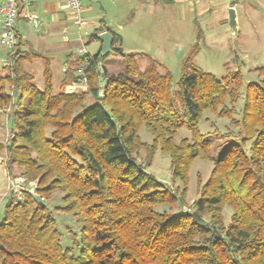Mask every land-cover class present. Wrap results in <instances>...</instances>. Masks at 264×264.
I'll use <instances>...</instances> for the list:
<instances>
[{
	"label": "trees",
	"instance_id": "obj_1",
	"mask_svg": "<svg viewBox=\"0 0 264 264\" xmlns=\"http://www.w3.org/2000/svg\"><path fill=\"white\" fill-rule=\"evenodd\" d=\"M102 30L91 33L89 41ZM107 31L113 35L111 52L122 57L125 70L108 74L102 64L108 54L101 56L99 48L89 54L86 90L67 89L77 78L76 67L68 63L54 91L48 59L21 43L6 57L0 128L10 107L7 125L13 135L6 143L0 140V153L8 174L17 167L27 180H36L45 200L27 191L22 201L8 199L0 218V264H264V66L241 92L238 71L217 79L193 63L195 44L172 89L168 70L160 72L152 58L139 68L137 53H125L121 36ZM35 58L45 62L43 88L25 69ZM80 60L76 55L73 61ZM206 110L229 118L238 129L215 154L198 129ZM142 126L152 136L149 143L140 139ZM182 127L191 135L176 141ZM158 148L168 154L179 185L172 187L147 170ZM139 149L145 151L141 161ZM197 157L210 160L212 168L184 210L179 206ZM56 190L62 195L54 210L79 223L66 246L46 205ZM226 203L231 207L227 224Z\"/></svg>",
	"mask_w": 264,
	"mask_h": 264
},
{
	"label": "rangeland",
	"instance_id": "obj_2",
	"mask_svg": "<svg viewBox=\"0 0 264 264\" xmlns=\"http://www.w3.org/2000/svg\"><path fill=\"white\" fill-rule=\"evenodd\" d=\"M233 1L239 3L234 8V25L229 19L231 8L229 5ZM85 4L87 7L83 15L87 23L80 28L67 21L65 31H61L62 27L56 24L57 20L42 12V0H38L37 9L44 22L40 30L33 28L31 23L22 18L18 21L26 45L48 59L54 91L60 89L59 84L63 77L61 72L64 71L61 64L69 53L80 55L81 46L85 47L89 54L99 49L98 39L89 41L94 28L99 25L110 28L121 36L120 46L125 53H137L139 68L147 65L148 59L152 58L156 60L160 72L168 70L172 89L177 86L184 57L195 44L198 45V51L193 56V63L217 79H221L228 71H238L241 75V92L248 81L258 78L257 68L264 66V0H87ZM5 49L0 45L2 73L7 72L2 65L4 59L8 62ZM102 64L108 74L125 70L122 57L114 52H110ZM24 65L25 69L33 74L34 84L38 88H43L44 59H31ZM71 66L77 67V63L72 61ZM81 90L86 88L77 91ZM91 100L88 96L87 101ZM242 100L241 94L235 104L237 110L241 107ZM238 116L239 112L234 114V117ZM2 119L4 124L0 128V140L4 141L11 131L4 121V115ZM198 129L209 140L211 151L209 153L212 154L216 153L218 144L234 137L238 130L230 123L229 118L219 116L211 110L203 113ZM139 135L143 142L149 143L152 139L144 126L140 128ZM190 135V131L182 127L178 129L175 140ZM136 157L140 161L143 160L145 151L139 149ZM4 161L5 153H0V218L8 201V197L5 196L8 172ZM211 168L212 162L208 159L197 157L192 161L188 170L185 199L180 208L184 210L191 208V202L197 196L199 183L207 179ZM147 170L172 187L180 184L179 179L173 178L171 174L168 154L162 153L159 148ZM12 172L15 173L13 175H17L20 170L14 167ZM61 195L60 190L54 191L46 200V205L53 213L56 227L61 234V242L66 246L72 242V233H78L79 223L70 213L54 210L55 206L61 204ZM176 208L178 207L174 209ZM230 214L231 207L226 203L222 212L225 224L229 222Z\"/></svg>",
	"mask_w": 264,
	"mask_h": 264
},
{
	"label": "built area",
	"instance_id": "obj_3",
	"mask_svg": "<svg viewBox=\"0 0 264 264\" xmlns=\"http://www.w3.org/2000/svg\"><path fill=\"white\" fill-rule=\"evenodd\" d=\"M85 0H64L65 7L69 13L72 22L77 27H82L86 24V20L82 15L84 10ZM33 0H0V44L6 49V54H11L18 45H20V40L16 31V21L19 13L21 11L25 12V16L35 29H40L41 22L38 15L29 9ZM79 53L81 60L75 68L76 81H72V86H78L81 89L87 88V77L85 74V68L89 63V53L86 51L85 47L79 48ZM2 65H7V61L4 59ZM100 72H103L102 67L98 66ZM67 67L65 66L63 70ZM105 77L101 79L103 84ZM103 95V89L100 88L98 91V96ZM10 107H6L4 111L8 112ZM5 112V123L7 125V113ZM12 133L8 134L3 141L6 143ZM7 190L5 196L14 202H19L23 200V191H27L40 201H44L45 198L39 194L36 190L37 181L27 180L23 175H10L7 173Z\"/></svg>",
	"mask_w": 264,
	"mask_h": 264
},
{
	"label": "crops",
	"instance_id": "obj_4",
	"mask_svg": "<svg viewBox=\"0 0 264 264\" xmlns=\"http://www.w3.org/2000/svg\"><path fill=\"white\" fill-rule=\"evenodd\" d=\"M86 2H87V0L84 1V4ZM42 5H43L42 12L44 14L51 15V18L52 19L57 20L56 21V24L62 27L61 31H63V32L65 31V26H66V22L67 21H71V23L74 26H76L72 22V20H71V18L69 16V13H68V11H67V9L65 7V4H64V0H56V1H53V0H42ZM237 5H239V3L236 2V1H233V3L230 4L229 6H231V8L234 9V8H236ZM86 7H87V5L85 4L84 5V10L82 11V15H83L84 11L86 10ZM29 9L31 11L35 12L38 15V18H39L41 24H43L44 23L43 22V19H42L41 15H40L39 11L37 10L38 9V0H33V2L31 3V5L29 7ZM83 17H84V15H83ZM20 18H22L24 21H28L27 17L25 16V12L24 11H21L19 13V16L17 17V21H16V31H17V34H18V37H19V40H20V43H21V48L22 49H28V48H31V46L26 45V42H24V37H23V35L21 34V32L19 30L18 21H19ZM85 20H86V18H85ZM86 23H87V21H86ZM99 28H102L103 29L102 31H107V29H110V28H107L105 26L102 27L101 25H99V26H97V27L94 28V31L96 29H99ZM40 29H41V27H40ZM40 29H38V30H40ZM102 31H98L97 35L100 32H102ZM95 39H98V38L96 37ZM99 48H101V41H100V47ZM75 56L76 55H72V53H69L68 56H67V58H66V60L61 64V66L62 67H65L66 64H68V63L71 64L72 61L74 60ZM61 73H62V76H63V72H61ZM78 89H81V88L78 87V86H72V85L69 86V90H78Z\"/></svg>",
	"mask_w": 264,
	"mask_h": 264
},
{
	"label": "water",
	"instance_id": "obj_5",
	"mask_svg": "<svg viewBox=\"0 0 264 264\" xmlns=\"http://www.w3.org/2000/svg\"><path fill=\"white\" fill-rule=\"evenodd\" d=\"M229 19L232 25L235 24L234 9H229ZM97 38L101 41L100 55L105 56L111 52V46L113 42V35L109 31H102L97 35Z\"/></svg>",
	"mask_w": 264,
	"mask_h": 264
}]
</instances>
